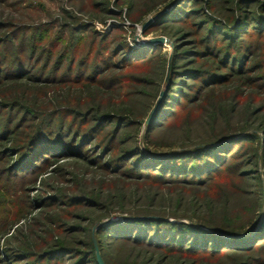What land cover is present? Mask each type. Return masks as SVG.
<instances>
[{
	"label": "trees",
	"instance_id": "trees-1",
	"mask_svg": "<svg viewBox=\"0 0 264 264\" xmlns=\"http://www.w3.org/2000/svg\"><path fill=\"white\" fill-rule=\"evenodd\" d=\"M122 1L116 0V3L119 5ZM173 1L150 0L149 3L155 10L158 5L172 4ZM230 3L233 4L232 8L226 6ZM107 4L108 0L99 3V11L112 12ZM127 9L132 10L133 5ZM65 13L67 16L29 29L32 32L27 55L29 65L15 53L7 68L0 67V111L8 110V115L0 119V145L9 141L0 150V155L9 157L16 150L19 151L15 154L18 156L16 159L14 155L10 157L14 161L12 164V161L9 162L7 171L24 172L28 166L34 168L38 160H44L47 165L63 159L75 160L76 164L83 163L87 166L86 170L75 169L78 171L75 173L77 178L74 177L72 181L77 193L68 196L69 201L66 203L105 208L104 215L115 212L112 205L122 196V190L105 195L103 202L102 187L108 180H99V184L95 182L96 187L87 190V174L106 178L113 176L114 179L119 178L118 181L124 179L127 185L133 182H154L158 186H182L177 204L169 213L142 210L127 216L134 214L152 218L113 221L95 230L98 250L106 264H118L112 262L103 250L104 244L112 245L115 242L113 239L118 238L128 243L154 247L164 252L165 256L190 258L194 261L192 264L202 261L207 263L208 257L223 256L233 257L234 261L236 259L235 264H253L257 260L263 264L264 261L249 253L256 251L264 241V219L257 228L256 220L248 223L250 228L232 227L228 221L208 217L200 211L198 202L205 198L209 206L207 213H214L213 201L206 197L209 193H203L202 188L214 187L217 182L225 179L230 169H238L240 163L234 166L230 161L233 143L251 137L264 141V136L252 133L237 137V132L224 131L208 141L192 143L175 153L168 151L158 158L147 155L136 139V134H122L125 128L136 127L138 131L142 119H136L137 111L126 99L127 96L118 99L116 92L123 83L137 80L140 84H147L149 81L134 79L129 75L111 76L110 79L102 76L116 69H140L150 65V55L162 49L163 45L148 44L132 48L121 36V40L113 47L116 38L111 36L115 28L105 34L92 31V37H85L82 33L90 30L91 24L73 16L69 11L65 10ZM54 23L60 27L54 39L50 40L49 32ZM175 24L180 25L174 28L177 26ZM155 28H162L164 34L171 35L175 47L166 94L141 136L147 150L154 145L152 139L160 132L157 130L168 126L169 120L177 117L179 108L185 109L186 104L191 107L199 104L203 111L215 118L226 109L234 114L238 106L235 102L246 96L251 99L242 109L247 125L250 128L258 124L264 133V115L259 117L264 114V59L255 67L249 65L257 47L264 51V0H178L173 10L160 15L145 33ZM20 29L28 28L18 27L12 32V39ZM66 30L70 32L69 36ZM37 31H41L40 38ZM2 36L0 46L11 40L8 34ZM119 55L121 62L118 61ZM258 68L261 73L250 76ZM189 80H197L198 83L193 84ZM259 83L261 85H257ZM249 85L256 86L257 91L248 92L246 88ZM22 89L25 95L27 91L36 92L47 100L37 99L33 95L21 96ZM17 90L19 93L16 94ZM159 90L151 94V101L145 110L147 116L156 102ZM12 91L15 92L11 100H21L34 107H23L24 111L17 123L13 122L11 111L19 107L20 102L9 99ZM143 92L149 94L145 89ZM251 94L256 99L260 97L261 102L257 107L253 106L254 96L251 97ZM101 95L103 98L108 97V108L104 107ZM75 96L80 104L74 106ZM84 100L89 101L82 106ZM30 116L33 122L29 123L25 144L15 149L11 146L13 141L10 135L21 123L26 124ZM227 138L232 140L223 142ZM248 174V171L235 172L236 180L243 181ZM189 194L191 199L187 200ZM55 196L49 198L57 201ZM159 196L160 193H155L152 200H157ZM185 201L190 203L191 215L188 209L184 210L185 214L180 213ZM120 210L126 212L124 207ZM62 212L60 210L59 214ZM66 218L57 225L47 219L46 224L50 226L47 231L41 225L31 222V232L26 236V249H8L7 258L20 264H61V256L65 255L72 258L69 264H99L90 232L93 223H89L90 227L82 231L79 238L75 235L76 231L70 229L72 227ZM33 242H37L41 249L35 250ZM175 264L182 263L177 261Z\"/></svg>",
	"mask_w": 264,
	"mask_h": 264
},
{
	"label": "rangeland",
	"instance_id": "rangeland-1",
	"mask_svg": "<svg viewBox=\"0 0 264 264\" xmlns=\"http://www.w3.org/2000/svg\"><path fill=\"white\" fill-rule=\"evenodd\" d=\"M103 1L105 0H0V37H3L2 35L4 34H8L11 38L7 44H2L0 46V67L7 68L13 61L15 53L17 56H21V59L29 65L30 59L27 55L29 53L30 38L32 35L30 30H33L32 28L34 27H40L44 23L59 19L58 17H64V15L67 16L65 13L66 10L71 12L73 16L81 18V20L91 24L90 30L82 33L85 37H92V31L105 34L112 30V28H115L111 36L113 39L116 38V40H113V47L119 40H121V36L126 44L132 48H139L140 46L148 45L142 44L141 42L154 37L165 36L169 39L168 43L162 44V49H159L150 55V65L141 67L140 69H116L109 71V73L102 76V78L110 79L111 76L121 77L129 75L134 77V79L139 78L149 81L147 84H140L137 80L126 82L121 84L119 90L116 92V98L118 99L127 96L126 99L135 106L134 108L137 111L136 119H142V124L138 128V131L136 127L125 128L122 131V134H136V139L139 140L140 145L147 155L158 158L161 157L160 155H164L168 151L175 153L185 147L191 146L192 143L208 141L212 136H217L219 133L223 134L226 131L239 133L237 137H243L252 133H256L260 137L264 136V133L261 128L258 127V124H255L254 127L250 128L247 125L248 121L246 120L245 115L242 114V109L245 108V105H247L251 99H248L245 96L244 98L240 97L235 102L238 106L234 114L226 109L216 115L215 118L208 112L203 111L199 104L193 107L186 104L185 109L182 110L179 108V115L177 117H173L169 120V125L171 126L168 125L157 130L160 132L155 134L152 139L154 145H152L150 150H147L142 143L141 137L146 126L145 120L147 118V112L145 113V110L147 111L151 101V94H155L159 88L161 90L164 87L167 74L170 79V63L175 45L171 40L172 36L164 34L165 31H163L162 28H155L149 33H145L144 31L142 37L138 40L136 34L140 32L142 24L149 17L166 8H168L166 12L172 11L178 0L173 1L172 4L170 3L168 5H166V3L163 5L160 4L155 10H153L152 6L150 7V0H123L119 5L116 3V0H108L109 4H107V7L112 11L110 13H106L104 10L101 12L99 11V3H102ZM131 4L133 5V9L128 10L127 7ZM226 6L232 8L233 4H226ZM193 19L197 18L194 17ZM175 25L177 26H174V28L178 27L180 24ZM18 27H26L28 29H20L17 34L14 35V39H12V32L17 30ZM59 27L58 23L52 25L48 39H54L56 33L59 31ZM188 29L190 30L191 27H188ZM66 32L67 36H69V30H66ZM37 36L38 38L41 37V31L37 33ZM186 39L188 40L190 38ZM157 53L158 55H156ZM263 54L264 51L257 47L253 57L250 59L249 65L255 67L258 63H261V60L264 59ZM159 55L162 56L160 57ZM120 57L121 56L119 55L118 61L121 62ZM61 71L63 72V70ZM3 73L6 74L5 71ZM257 73H261L260 68H258L254 74H250V76H254ZM189 82L193 84L198 83L197 80H189ZM4 85H8V83ZM257 85L261 84L259 83ZM143 89L149 94L143 92ZM246 89H248V92L252 93L257 91L256 86L252 85L247 86ZM23 90L24 89L20 92L21 96L33 95L37 99L47 100V98L43 96L40 97L36 92L27 91V95H25ZM14 92L15 91H12L10 93V100L13 99ZM17 93H19L18 90L16 91V94ZM255 95L258 96L256 93ZM255 95H252L251 97L254 96L253 106L257 107L261 101L260 97L259 99H256ZM50 96H52V94H50ZM100 99L103 100L104 107L108 108V97L103 98L101 95ZM73 100L74 106L80 104L77 96H75V99ZM17 101L20 102L18 103L20 106L11 111L14 123H17L21 118V114L24 111L23 107L28 106L29 108L34 109V107L29 106L24 101ZM88 101L84 100L82 106L88 104ZM183 101H186V99H183ZM207 107L211 110L210 106ZM7 115V109L0 111V119H4ZM263 115L264 114L259 117H263ZM31 122H33V120L30 116L26 124L21 123L20 127L10 135V139L13 141L11 142L12 147L19 149V147L21 148V146L25 144V139L27 138L26 133L29 130L28 127H30L29 123ZM231 140L232 139L227 138L224 139L223 142L228 143ZM8 144L9 141L3 142L2 145H0V150ZM230 149L232 150V158L230 161L234 163V166L240 163L238 169L236 167L230 169L229 173L227 172L224 176L225 179L223 178V181L221 180V182H217L214 187H209L207 189L202 188L204 189L203 193H209L206 197L212 199V207L216 211L214 213H207L209 211V206L206 205L205 198L200 199L198 206L201 207L200 211H203V213L208 217H211V219L228 221V224L232 227L242 228L243 226H247L246 228H250L248 223L251 220H254V222L256 220L255 228H257L264 219V141L253 137L244 138L241 142L233 143ZM15 152L17 153L19 151L16 150ZM15 154L12 155L15 156ZM12 155H9V157H4L2 154L0 155V264L21 263L14 261L12 258H7V250L18 248L26 249V236L31 232V222H34L35 225H41L45 228V231H47L50 229V226L46 224L47 219L53 221L57 225L60 220L64 221L65 217H67L66 219L72 227L70 229L76 231V237L80 238V233L86 231L85 229L88 228V226L90 227L89 223H93L90 228V232L93 236V233L95 234L94 228L97 223L105 219L126 221L124 218L130 217L127 216V214H137L142 210H145V212L169 213L174 209V206H176L178 195L181 193V190H183L182 186H158L154 182H144L141 184L133 182L128 183L127 185L124 179L118 181L119 178L114 179L112 178L113 176H110L113 179L111 180V178H106L105 176L98 177L99 175L96 176L92 173L87 174V179H89L87 190L96 187L95 182L99 184V180H108L102 187V189H104V192L102 193L103 202L106 197L105 195L110 192L117 193V191L122 190V196L117 198V201L112 205L115 212L111 215H108L107 213L104 215L106 211L105 208L90 207L87 204H84L83 206L77 204L74 206L66 203L69 201L68 196L77 193V191L74 190L75 184H73L72 181L74 180V177L75 179L77 178V174L75 175V173L78 171L75 169H80L82 171L86 170L87 166L83 165V163L76 164L75 160L63 159L56 161L52 160L55 162L47 165L44 160H38L37 165L34 168L28 166L24 172L7 171V165L13 160V158H10ZM17 157L18 156H15V159ZM13 161L10 164H12ZM238 171H248L249 174L244 176L243 181L238 182L235 176V172L237 173ZM155 193H160V196L154 201L152 199ZM54 195H57L55 196L57 201L49 198L51 196L54 197ZM189 199H191L190 194L187 196V200ZM52 200L54 202H52ZM122 207L125 208L126 212H121L120 209ZM181 208L182 210L180 213L185 214L184 210L188 209V214L191 215L189 201H185ZM60 210H63L62 214H59ZM170 220L175 221V219L172 218H170ZM77 227L80 228L78 229ZM95 239L97 243L96 236ZM113 240L115 242H113L112 245L104 244L103 250L112 262L118 264H175L177 261L182 264L194 263L192 259L179 258L178 255L165 256L164 252L151 246L128 243L120 238ZM32 246L36 247L34 248L35 250L40 248L37 242H33ZM249 254L256 259L264 261V241L261 242L256 251ZM71 259L70 256L63 255L61 256L59 263L69 264L71 263ZM208 259L207 263L202 261L199 264H235L236 262V259L234 261L231 256H223L219 258L208 257ZM258 262V260L254 261L253 264H259Z\"/></svg>",
	"mask_w": 264,
	"mask_h": 264
},
{
	"label": "water",
	"instance_id": "water-1",
	"mask_svg": "<svg viewBox=\"0 0 264 264\" xmlns=\"http://www.w3.org/2000/svg\"><path fill=\"white\" fill-rule=\"evenodd\" d=\"M168 10V8L166 9H163L161 11H159L158 13H156L155 15L149 17L143 24H142V27H141V30L139 33L136 34V38L137 40L139 38L142 37V33H144V31H146L150 26L151 24L160 16L162 15L163 13H165L166 11ZM169 42V39L165 36H159V37H154V38H150L146 41H143L141 42L142 44H164V43H168ZM168 83H169V75L167 74L166 76V79H165V85L164 87L160 90L159 94H158V97L156 99V102L154 103L153 107L151 108L146 120H145V124L148 125L151 120L153 119L156 111L158 110V108L160 107L161 103H162V100L166 94V91H167V86H168ZM147 218H152V216H130V217H125L124 219L125 220H131V219H147ZM160 218V217H158ZM114 221V219H105L103 221H100L99 223H97V225L95 226L94 228V231L96 229H98L100 226L104 225V224H107L109 222H112ZM93 231V232H94ZM93 240H94V244H95V248H96V255H97V260L99 262V264H105V262L103 261L101 255H100V252L98 250V247H97V243H96V239H95V234L93 233Z\"/></svg>",
	"mask_w": 264,
	"mask_h": 264
}]
</instances>
